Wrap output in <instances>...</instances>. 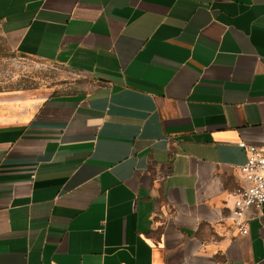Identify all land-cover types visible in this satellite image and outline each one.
Here are the masks:
<instances>
[{
	"label": "crops",
	"instance_id": "1",
	"mask_svg": "<svg viewBox=\"0 0 264 264\" xmlns=\"http://www.w3.org/2000/svg\"><path fill=\"white\" fill-rule=\"evenodd\" d=\"M67 92L0 97V264H264L234 226L264 144V0H0Z\"/></svg>",
	"mask_w": 264,
	"mask_h": 264
},
{
	"label": "rangeland",
	"instance_id": "2",
	"mask_svg": "<svg viewBox=\"0 0 264 264\" xmlns=\"http://www.w3.org/2000/svg\"><path fill=\"white\" fill-rule=\"evenodd\" d=\"M74 82L65 69L21 56L0 29V97L63 93L73 88Z\"/></svg>",
	"mask_w": 264,
	"mask_h": 264
},
{
	"label": "built area",
	"instance_id": "3",
	"mask_svg": "<svg viewBox=\"0 0 264 264\" xmlns=\"http://www.w3.org/2000/svg\"><path fill=\"white\" fill-rule=\"evenodd\" d=\"M247 153V162L240 167L242 187L235 194L232 219L235 229L247 235L249 222L260 214L264 207V144L249 146L240 144Z\"/></svg>",
	"mask_w": 264,
	"mask_h": 264
}]
</instances>
